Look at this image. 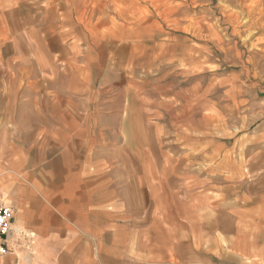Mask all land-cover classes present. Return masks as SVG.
Instances as JSON below:
<instances>
[{
    "label": "crops",
    "instance_id": "crops-1",
    "mask_svg": "<svg viewBox=\"0 0 264 264\" xmlns=\"http://www.w3.org/2000/svg\"><path fill=\"white\" fill-rule=\"evenodd\" d=\"M56 1L0 0V264H264V173L130 71L84 68L82 16Z\"/></svg>",
    "mask_w": 264,
    "mask_h": 264
},
{
    "label": "rangeland",
    "instance_id": "rangeland-1",
    "mask_svg": "<svg viewBox=\"0 0 264 264\" xmlns=\"http://www.w3.org/2000/svg\"><path fill=\"white\" fill-rule=\"evenodd\" d=\"M58 1L82 16L84 68L130 71L146 105L177 101L185 126L226 135L227 158L243 161L249 176L264 173V0ZM6 47L0 69L9 67Z\"/></svg>",
    "mask_w": 264,
    "mask_h": 264
},
{
    "label": "built area",
    "instance_id": "built-area-1",
    "mask_svg": "<svg viewBox=\"0 0 264 264\" xmlns=\"http://www.w3.org/2000/svg\"><path fill=\"white\" fill-rule=\"evenodd\" d=\"M14 208L7 204L0 185V255L7 252L5 241L9 238L12 230Z\"/></svg>",
    "mask_w": 264,
    "mask_h": 264
},
{
    "label": "bare ground",
    "instance_id": "bare-ground-1",
    "mask_svg": "<svg viewBox=\"0 0 264 264\" xmlns=\"http://www.w3.org/2000/svg\"><path fill=\"white\" fill-rule=\"evenodd\" d=\"M146 1H152V0H146ZM246 1H247V0H246ZM110 2H111V1H110ZM241 2H242V1H241ZM241 4H242V3H241ZM241 4H240V5H241ZM131 5H132V4H131ZM139 6H141V5H139ZM263 7H264V6H263ZM263 7H262V9H263ZM257 8H258V7H257ZM257 8H256V10H257ZM259 8H260V7H259ZM259 8H258V10H259ZM243 11H244V9H243ZM261 11H262V10H261ZM253 12H254V11H253ZM263 12H264V11H263ZM261 13H262V12H261ZM261 13H260V14H261ZM242 14H243V13H242ZM245 14H246V13H245ZM257 14H258V12H257ZM257 14H256V15H257ZM243 15H244V14H243ZM231 16H232V15H231ZM234 16H235V15H234ZM246 16H247V15H246ZM257 16H258V15H257ZM260 16H261V15H260ZM252 17H254V16H252ZM258 17H259V16H258ZM110 18H111V17H110ZM140 18H141V17H140ZM262 18H263V17H262ZM251 19H252V18H251ZM255 19H256V18H255ZM255 19H254V22H255ZM240 20H241V19H240ZM235 21H236V20H235ZM248 21H249V20H248ZM260 21H261V20H260ZM252 22H253V21H252ZM255 23H256V22H255ZM255 23H254V24H255ZM245 24H246V23H244V25H245ZM247 24L249 25V23H247ZM251 24H252V23H251ZM233 25H235V24H233ZM248 25H246V26H248ZM256 25H258V23H257ZM259 25H260V23H259ZM261 25H262V24H261ZM241 26H242V25H241ZM251 26H252V25H251ZM263 26H264V25H263ZM256 27H257V26H256ZM259 27H260V26H259ZM259 27H258V28H259ZM261 27H262V26H261ZM252 28H253V27H252ZM262 29H263V28H262ZM244 30H245V29H244ZM255 30H256V29H255ZM252 31H253V29H252ZM247 32H248V31H247ZM259 33H260V32H259ZM246 35H247V34H246ZM250 36H251V35H250ZM260 36H261V35H259V37H260ZM263 36H264V35H263ZM238 37H239V36H238ZM255 37H256V36H255ZM261 37H262V36H261ZM261 37H260V38H261ZM239 38H240V37H239ZM255 39H256V38H255ZM255 39H254V40H255ZM262 39H263V38H262ZM262 39H261V40H262ZM256 40L258 41V39H256ZM259 40H260V39H259ZM239 41H240V40H239ZM259 42H260V41H259ZM254 43H255V42H254ZM254 43H251V44H254ZM256 43H257V42H256ZM258 44H259V43H258ZM260 44H261V42H260Z\"/></svg>",
    "mask_w": 264,
    "mask_h": 264
}]
</instances>
